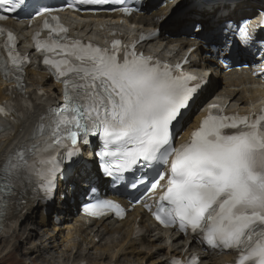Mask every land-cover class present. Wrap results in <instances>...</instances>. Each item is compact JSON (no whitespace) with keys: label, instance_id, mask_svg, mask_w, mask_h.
<instances>
[{"label":"snow or ice","instance_id":"snow-or-ice-1","mask_svg":"<svg viewBox=\"0 0 264 264\" xmlns=\"http://www.w3.org/2000/svg\"><path fill=\"white\" fill-rule=\"evenodd\" d=\"M107 3L71 0L67 7L79 10ZM60 10L38 7L35 0H0V20L7 19L2 13L8 12L45 16L49 36L41 39L37 34L36 49L63 84L64 98L59 104L38 92L39 109L30 100L20 102L23 109L37 112L36 123L30 142L0 164V216L28 199H54L58 178L70 175L79 163L81 145L96 136L101 141L98 166L114 183L142 169L143 174L133 177L135 187L137 179L148 182L147 170L167 167V173L157 171L150 184L155 190L167 176L154 213L162 226H178L185 234L190 231L214 249L236 250L238 264H264V111L228 116L211 105L190 138L175 146V125L183 119L201 78L182 71L181 65L173 67L138 54L135 46L121 60L120 40L108 49L71 39L53 15ZM192 29L200 32L201 25L193 24ZM240 35L245 43L251 39L244 30ZM7 41L4 47L11 68L0 61V71L6 78L14 72L17 89L24 93L23 68L29 61L16 51L17 38L10 31ZM13 112L24 115L15 101L0 106L4 117ZM87 209L93 216L113 209L117 216L123 215L120 205L110 200L89 203ZM192 261L198 258H190L189 264ZM173 264L183 262L177 259Z\"/></svg>","mask_w":264,"mask_h":264},{"label":"bare ground","instance_id":"bare-ground-1","mask_svg":"<svg viewBox=\"0 0 264 264\" xmlns=\"http://www.w3.org/2000/svg\"><path fill=\"white\" fill-rule=\"evenodd\" d=\"M231 4L232 8L224 1L206 4L203 0H174L166 6L154 9L147 16L137 18L136 22L142 23L146 27H163L166 23L165 33L170 34V37L162 39L157 45L160 46L166 41V48H170L174 43L171 35L176 34L179 28L187 23L198 19L202 26L210 30L225 20L248 18L255 16L256 8L264 9V0H242L235 5L234 3ZM224 8L227 9L228 13L226 18L219 12L220 9ZM12 25L16 24L12 23ZM17 29L23 36L26 35L24 26L19 25ZM92 35L96 34L93 33ZM191 42V39L181 37L177 39L175 47L179 46L180 50H183ZM28 49L29 47L24 45V50ZM198 53L208 63V68L215 73L210 76L207 87L208 95L219 89L216 94L225 99V103L230 109L234 107L245 109L264 95V84L259 79L253 78L250 73H222L216 66L217 59L211 54L210 47L200 46ZM193 66L202 69L207 68L206 65L199 62L193 63ZM29 74L31 75L29 76L31 84L28 92L34 93L35 88L40 87L47 89L51 97L59 93L58 86L51 83V79L45 71L29 69ZM4 90L5 84L0 78V103L8 98ZM36 116L34 113H28L23 117L22 122L8 124L0 132V164L17 146L28 140L35 126ZM88 156L90 157V154ZM88 176L89 174H84L81 166L76 168L73 175L76 188L68 194V198L74 196L76 200L78 199V193L84 190ZM75 207V204H71L68 200H60L58 197L54 199V204L50 209L41 202L28 199L23 206L18 205L17 209L12 211L1 224L0 243L9 240L7 250L12 252L22 249L19 245V241H22L23 256L37 259L35 262L43 261L44 264H50L49 262L51 264H81L80 262L82 264H144L148 259L153 260L145 264H168V260L174 255L182 256L190 254L193 250H200L196 243L189 244L187 239L177 237L176 234L164 235L160 233L141 209H137L133 216L121 222L101 219L90 223L80 216L75 217ZM138 218H140L139 222H137ZM24 221L31 223L30 230L20 228ZM70 221L72 222L70 223ZM56 222H63L64 224L60 227ZM50 223H52L53 231L58 230L60 236L64 229L68 230L66 237L72 243V247L64 249L61 255H56L59 245L56 235L49 234V237L43 238V234H40L41 241L39 243L35 241L40 227L45 226L47 228ZM138 228L145 230V233L139 234ZM19 235L21 240L18 239ZM97 239L98 242H96ZM99 243L100 245H98ZM102 245L103 248L101 249ZM91 248L102 251L95 260L91 259L89 250ZM140 255L144 256L140 258ZM231 258L232 256L227 254L218 256L217 253H205L202 255V262L204 264H222L223 261H229Z\"/></svg>","mask_w":264,"mask_h":264},{"label":"rangeland","instance_id":"rangeland-1","mask_svg":"<svg viewBox=\"0 0 264 264\" xmlns=\"http://www.w3.org/2000/svg\"><path fill=\"white\" fill-rule=\"evenodd\" d=\"M176 11V10H175ZM65 222V221H64ZM72 221H70L71 223ZM74 222V221H73ZM63 222L58 224V226L62 227L63 226ZM31 223H28L27 221H24L23 223H21L20 228L22 229H27L30 230L29 228L31 227ZM39 228V227H38ZM46 230H48V232H46ZM67 229H64L63 233L61 234V236L58 234V230L53 231L52 228V223L49 224V226H47V228H45V226L40 227L39 229V234L37 235V237H35V241L36 242H40L41 241V235L43 234V238H47L49 237V234L51 235H56L57 238V243L58 245V249L56 252V255H61V252L64 249L67 248H71L72 247V243L70 242V240L66 237L67 234ZM19 234L21 235V233L19 232ZM18 237L19 240H21V237ZM98 242V239L97 241ZM104 243V242H103ZM19 245H21L22 249H17V250H13L12 252H9L7 250V247H9V240H7L4 243H0V264H44L43 261H36L37 259H33L30 258L28 256L24 257L22 254V250H23V242L19 241ZM100 245V243L98 244ZM101 249L103 248V245L100 247ZM90 250V256L92 260H95L97 256H99V254L102 253L101 250H95V248H91ZM99 251V252H98ZM98 252V253H96ZM70 253V252H69ZM97 254V255H96ZM146 255V254H145ZM144 256V255H140V258ZM29 259V260H28ZM39 259V258H38ZM135 260V259H134ZM153 259H148L146 262L144 260L145 263L151 262ZM64 262V261H63ZM51 264V262H49ZM65 263V262H64ZM144 263V264H145Z\"/></svg>","mask_w":264,"mask_h":264}]
</instances>
